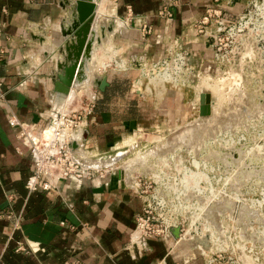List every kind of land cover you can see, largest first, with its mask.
Masks as SVG:
<instances>
[{
	"label": "crops",
	"instance_id": "0c3cea01",
	"mask_svg": "<svg viewBox=\"0 0 264 264\" xmlns=\"http://www.w3.org/2000/svg\"><path fill=\"white\" fill-rule=\"evenodd\" d=\"M249 1L178 0L172 7L173 16L162 19L156 12L164 0H101L97 31L99 25L115 24L113 32L105 30L102 46L95 47L93 62L105 47L114 51L110 56L118 55L117 59L133 70L142 60L164 55L165 47L175 40L186 47L188 60L203 62L212 57L213 39L195 35V21L210 6L221 8L227 19H233ZM68 13L67 0H0V264H204L205 253L189 240L192 225L188 231L182 228L176 240L167 233L135 241L136 217L144 197L135 190L139 176L134 170L119 166L100 172L89 170L84 177L59 180L52 190L26 191L33 157L27 140L18 137L19 128L9 125V117L30 125L35 132L60 108L54 88V57H58L62 39L59 24ZM110 68L94 71L106 77L108 85L103 91L89 88L95 96L94 109L84 128L86 140L81 148L89 158L103 157L111 147L117 148L131 137L117 142L120 130L158 126L160 115H165L168 123L176 109L185 116V107L174 95L165 97L162 93L159 101L146 107L133 89L135 75ZM215 73L226 75L220 67ZM83 93L90 92L86 89ZM73 94L72 100H76L79 95L72 90ZM82 151L80 157L84 158ZM119 168L126 175L114 171ZM180 219L176 217V223L182 225L184 218ZM195 224L201 230L204 227L200 221ZM19 243L28 250L16 251Z\"/></svg>",
	"mask_w": 264,
	"mask_h": 264
},
{
	"label": "rangeland",
	"instance_id": "374dc122",
	"mask_svg": "<svg viewBox=\"0 0 264 264\" xmlns=\"http://www.w3.org/2000/svg\"><path fill=\"white\" fill-rule=\"evenodd\" d=\"M263 2L264 0H250L240 15L233 19H227L223 14L228 22L236 24L231 37L224 40L232 51L231 55H228L229 61L216 58L214 47L211 46L212 57L203 62L195 63L188 60V54L186 61L191 67V72L187 83L182 85L179 77L171 74L178 83L177 85L165 83L162 93H165V97L174 95L175 101L179 100V103L186 109L184 117L176 109L174 113L172 112L173 115L168 123L165 115H160L158 126L147 124L139 130L131 129V131L124 132L120 130L117 142L128 136L131 137L117 148L111 147L106 154L108 156L118 150L130 149L122 158L125 160L127 157L137 158L131 162L127 161L125 170H131V172L134 170V175H138L142 181L151 180L153 189H156L167 203L170 200L172 205L170 203L169 207L165 208V216L180 219L186 215L182 225L176 223L180 225V228L188 231L193 226V230L199 233L201 231V236L209 235L211 246L208 250L200 244L194 245L200 247L205 254L212 248L220 249L222 251L220 264H264V135L260 137L254 133L255 130L262 128L263 121L261 120H264L262 118L264 114L258 113L252 117L247 115L249 112L254 113L256 107L264 109V12L260 6ZM168 46L165 47L166 50L159 59L160 62L168 59L165 57ZM107 50L101 47L96 56L97 60L104 59ZM119 52L117 51V54ZM111 53H109V60H118V55L113 58L114 56H110ZM138 63L133 66V70H129L124 64L123 67H126L124 72L129 71L135 75L132 83L133 89L139 90L134 91L141 101L147 103L146 107H150L159 99L157 93L160 87L152 85L150 80L153 79L155 72L159 71L161 63H155V61L152 63L151 58ZM96 65L98 66V62L93 63L94 71H97ZM114 67L121 69L116 63L111 66V68ZM216 67H220L226 75L223 73V75H215ZM147 86H150L149 91L146 90ZM89 88L83 86L81 91L73 89L75 93L81 95L76 100H71L69 106L74 103L78 104L83 95L88 96L83 91L87 89L88 92ZM200 92L209 93L211 96L213 114L210 116H199L198 93ZM182 97L187 103H182ZM146 112L149 113L150 110ZM224 120L232 123L231 127H226L225 130L219 124ZM187 123H191V127L177 134L180 142L174 146L173 150L162 154L160 151L167 145V137L174 131L182 129ZM226 132L232 135L233 140H237L239 136H249V138L242 144L229 145L227 137L225 138ZM132 144L134 147H131ZM254 144H261L263 148L261 151H254L253 157L252 155L246 156L244 152L235 151L241 145H246L247 148ZM178 146L194 151V155L191 153L192 157L199 160L201 165L203 161L209 162L210 166H206L209 170H206L205 166H199V163L198 166L191 168L188 165L190 161L188 153L190 152L185 149L179 150L174 158H171ZM136 149L143 158H140V155H133ZM238 150L243 151L245 147ZM238 153L242 157L239 158ZM117 165L119 166L120 163L118 162ZM114 171H122L126 175L125 171L120 168ZM127 178L131 180L132 176L128 174ZM196 189L203 193L195 191ZM206 198L210 200V204ZM237 202L242 204H237ZM217 203H220V207L216 205ZM217 207L224 211L216 214ZM216 215L219 216V220L213 219ZM174 221L176 222V218ZM197 221L204 224L202 230L199 224H195ZM193 230L191 234L195 236ZM25 250L28 249L22 243L16 245V251Z\"/></svg>",
	"mask_w": 264,
	"mask_h": 264
},
{
	"label": "built area",
	"instance_id": "2783aa9c",
	"mask_svg": "<svg viewBox=\"0 0 264 264\" xmlns=\"http://www.w3.org/2000/svg\"><path fill=\"white\" fill-rule=\"evenodd\" d=\"M177 2L178 0H164L162 6L158 8L156 16L170 19L173 16L172 7ZM235 25L224 18L221 8L210 6L206 8L193 26L195 35L213 39L211 45L214 47V56L216 58L229 61L228 55H231L232 51L224 40L231 37ZM146 32H149L148 27L145 29ZM0 53H3L2 49H0ZM187 56L188 51L184 44L175 40L167 48L165 57L168 59L165 58L166 60L160 62L159 59L162 55L157 57V60L156 56L151 57V59L155 63H161L160 68L165 64H169L172 72L169 71L178 76V79L184 85L187 83L188 75L191 72V67L186 61ZM124 69L126 67L122 68V70ZM93 109L94 98L86 96L84 99L81 98L74 108L48 115L47 124L35 132L30 125L20 123L14 116L9 117V125L19 128L18 137H23L27 140L29 154L33 157L32 173L25 182V189L28 193L37 189L52 190L56 188L59 180L70 176L84 177L81 167L72 159L70 144L73 140L78 139L82 130L86 128L88 117L92 114ZM46 127L51 130L49 140L42 137ZM135 190L144 197L141 212L136 217L135 241L144 242L149 237L163 236L169 233V226L180 224H176L174 221L176 217L173 219L165 216V208L169 207L168 204L171 202L167 200L168 203H163L160 200V194L156 189H153L151 180L145 182L139 178L135 184ZM183 216L186 219V215ZM197 232L195 235L198 236ZM216 249H213L214 251L210 250L205 254L203 258L204 264H220L222 251Z\"/></svg>",
	"mask_w": 264,
	"mask_h": 264
},
{
	"label": "water",
	"instance_id": "95a60500",
	"mask_svg": "<svg viewBox=\"0 0 264 264\" xmlns=\"http://www.w3.org/2000/svg\"><path fill=\"white\" fill-rule=\"evenodd\" d=\"M100 2L101 0H73V2H71V0H67V4H69V13L62 18L61 23L59 24L62 39L57 47L58 57H56V55L54 57L55 69L53 74L56 78L54 88L55 91L58 92L57 106L59 107L61 106L58 102L67 97L72 88H77L83 84L91 85V87H95L103 91L108 85L105 76H101L91 69L92 55L95 47L102 45L103 41L106 40L105 30L110 33L113 32V26L115 24L113 22V24L108 27L99 25L97 31L96 24L102 16V14L98 11ZM92 97L94 98L95 96L92 95ZM198 101V113L200 117L210 116L213 114L211 96L209 93H200ZM60 111L61 108H58L57 111L55 110V112L51 114H57ZM262 112H264V109L256 107L254 108V113L249 112L247 115L248 117H252ZM219 124L222 129L224 128L223 130H225L226 127H231L232 123L224 120L223 122L220 121ZM189 127H191V123L185 124L182 129L174 131L171 135H169L166 139L167 145L160 152L162 154H166L167 152L173 150L174 146L180 142L177 138V134L183 129H187ZM85 140L86 130L83 129L80 137L73 140L70 144L72 159L81 167L84 176L88 174V170H93L95 172L104 170V167H98L85 158L80 157L81 154L79 152L82 151L81 148L84 146ZM182 143L185 144L183 141ZM243 147L246 148V145L241 146V148ZM129 150L130 149L124 150L125 153L121 156V159H123L122 157ZM116 153L117 152L114 154ZM114 154L108 156L105 155L103 157H93L91 159L104 160ZM121 159L119 161H121ZM238 203L242 204L241 202H237V204ZM217 220H219V216L217 217ZM219 227L221 229L220 224ZM168 231L169 234H171L176 240L180 235V226L171 225L169 226ZM189 240L193 244H200L202 247H205L206 250H208L211 246L209 235H195Z\"/></svg>",
	"mask_w": 264,
	"mask_h": 264
},
{
	"label": "bare ground",
	"instance_id": "6f19581e",
	"mask_svg": "<svg viewBox=\"0 0 264 264\" xmlns=\"http://www.w3.org/2000/svg\"><path fill=\"white\" fill-rule=\"evenodd\" d=\"M101 3V2H100ZM262 8H263V12H264V2L262 3V5H260ZM98 11H99V9H98ZM100 13V12H99ZM100 14H102V13H100ZM102 46V45H101ZM114 49V48H113ZM107 50V49H106ZM108 52H106L105 53V56H104V59H98L97 60V62H98V66L96 65V67H97V71L99 72V73H101V72H103V71H105L108 67H110V66H112V64L113 63H116V65L118 66V67H121V69H122V67L123 66H125L124 64H125V62L124 61H120V60H109L110 58H109V53H111L110 51H111V49L110 50H107ZM112 52H114L113 50H112ZM94 54H95V51H94V53H93V55H92V62H93V57H94ZM157 57H159V56H157ZM157 57H156V60H157ZM96 59V58H95ZM91 62V63H92ZM96 62V61H95ZM94 63V62H93ZM93 63L91 64V69L93 70ZM152 63H153V60H152ZM96 64V63H95ZM152 65H154V64H152ZM124 68V67H123ZM156 68V67H155ZM159 68V67H158ZM172 72V69H171V67H170V65L169 64H165L162 68H160L159 69V71H157V72H155L156 74L154 75V77H153V79L152 80H150V83L152 84V85H154V86H159L160 87V90L158 91V95H159V97L161 96V94H162V91L165 89V83L167 84V83H170V84H173V85H177V83H176V80L172 77V75H173V73H171L170 71ZM94 71V70H93ZM98 73V74H99ZM172 74V75H171ZM147 75V74H146ZM152 76V75H151ZM175 77H178V76H176L175 75ZM83 86L85 87V86H87L88 88L91 86V85H80V86H78L77 88H72L71 89V91H70V93L67 95V97H65L62 101H60V102H58L59 104H60V108H61V111H66V110H68V109H70V108H74L72 105V107L71 106H69L70 105V102H71V100L74 98L73 96L75 95V94H73V95H71V93H72V90L73 89H75V90H77V91H81V87L83 88ZM84 90V89H83ZM146 90H150V86H147V89ZM90 93H85V94H87L89 97H91L92 95H93V92H92V89H89L88 90ZM76 92V91H75ZM157 92V91H156ZM82 93V92H81ZM92 93V94H91ZM165 94V93H164ZM163 94V95H164ZM79 95V94H78ZM81 95V94H80ZM79 95V96H80ZM78 96V97H79ZM162 99V98H161ZM160 100V99H159ZM158 100V101H159ZM68 102V103H67ZM66 103H67V105H66ZM75 104H77V103H74V106H75ZM65 105L67 106V108H65ZM69 106V107H68ZM212 112H213V110H212ZM261 114H263V113H260V115ZM263 116V115H262ZM263 119H264V116L262 117ZM261 121H263V126H261L262 128L261 129H257V130H255L256 132H254L255 133V135L256 136H262V135H264V120H261ZM50 135H51V130L49 129V127H46L45 128V130H44V132H43V134H42V137L44 138V139H50ZM225 138L227 137V141L229 142V145H234V144H242L243 142H245V141H247L248 140V138H249V136H239V138L237 139V140H233L232 139V135L231 134H229V132H226L225 133ZM220 137H222V136H220ZM223 138H224V136H223ZM224 138V139H225ZM252 140V139H251ZM258 140V139H257ZM253 141V140H252ZM248 144V143H247ZM183 145V144H182ZM235 146V145H234ZM241 146H243V145H241ZM245 146V145H244ZM131 147H134V146H131ZM131 147H129V148H131ZM233 147V146H232ZM262 148H263V145H261V144H254L253 146H249V147H247V148H245V150H238V149H242L241 147L240 148H238L237 150H235V151H238V152H244L245 154H246V156L248 155V156H250V155H252V157H253V154H254V151H261L262 150ZM181 149H185V150H187L188 152H190V153H188L189 155H190V161H189V163H188V165H190V167L192 168V167H196V166H198L200 163L197 161V160H195L194 159V157H192V154L194 153V151L192 152V150H188L187 148H185V147H183V146H178L176 149H175V152H174V154L172 155V153H171V158H174V156L176 155V152H178L179 150H181ZM140 150V149H139ZM138 150V151H139ZM234 150V149H233ZM120 150H118V152L116 153V155L114 156V157H112V159H111V161H108V162H96L95 160L93 161L91 158H89V157H91L89 154H87V153H84V151H83V153H84V155H85V157L84 158H86V160H88V161H90L91 163H93V164H95V165H97L98 167H104V169H111V168H115V167H117L118 165H117V163H118V161L121 159V156L125 153V151L123 150V151H120ZM135 151V150H134ZM133 151V155H140L139 157L141 158L142 156V154L141 153H137V149H136V151L134 152ZM142 151V150H141ZM231 152V151H230ZM90 153V152H89ZM185 153V152H184ZM192 153V154H191ZM228 153V152H227ZM202 154V153H201ZM239 154V153H238ZM244 154V155H245ZM83 155V154H82ZM154 155V154H153ZM194 155V154H193ZM224 155V154H223ZM228 156H229V154H228ZM138 157V158H139ZM161 157V156H160ZM239 158L240 157H242V155L240 156V154H239V156H238ZM137 158V157H136ZM136 158H134V159H136ZM143 158V157H142ZM219 158V157H218ZM222 158V157H221ZM228 158V157H227ZM230 158V157H229ZM234 158V157H233ZM238 158V159H239ZM250 158V157H249ZM132 157H127L126 158V160L125 159H121V161H119V163H120V165H119V167H121V168H123L124 170L126 169V165H127V163L128 162H131V161H133L134 160ZM235 159V158H234ZM162 160V159H161ZM219 160V159H218ZM233 160V159H232ZM240 160V159H239ZM98 161V160H97ZM128 161V162H127ZM228 161H230V160H228ZM133 163V162H132ZM199 163V164H198ZM203 163V165H199V166H205V168H206V170H209V169H207V167L206 166H210V163L209 162H202ZM130 164V163H129ZM239 164V163H238ZM133 165H135L134 163H133ZM129 168V167H128ZM131 168V167H130ZM205 168L203 167V169L205 170ZM127 173V172H126ZM198 189H196L195 191H197ZM200 190H198L197 192H199ZM196 192V193H197ZM203 193V191H200V193ZM200 193H197V194H200ZM205 193V192H204ZM211 195V194H210ZM160 196V200L163 202V203H165L166 202V200H165V198L162 196V195H159ZM200 196V195H199ZM207 196H208V194H207ZM212 196V195H211ZM196 197H198V196H196ZM201 197V196H200ZM210 197V196H209ZM213 198H214V196H212ZM216 197V196H215ZM205 198V197H204ZM208 198V197H207ZM206 198V199H207ZM218 198V197H217ZM210 199V198H209ZM211 200H215V199H211ZM207 201H208V199H207ZM210 201V200H209ZM208 201V202H209ZM205 203V202H204ZM204 203H203V205H204ZM206 204H207V202H206ZM209 204H210V202H209ZM194 205V204H193ZM217 206H219L220 205V203H217L216 204ZM215 205V206H216ZM208 206V205H207ZM189 207V206H188ZM202 207V206H201ZM220 207V206H219ZM219 207H217V212H216V214L217 213H219V211H224L223 209H218ZM192 209L194 208V207H191ZM203 209V208H202ZM201 209V210H202ZM204 211V210H203ZM224 217V216H223ZM213 219H217V215H216V217L214 218L213 217ZM210 226V225H209ZM212 227V226H211Z\"/></svg>",
	"mask_w": 264,
	"mask_h": 264
}]
</instances>
